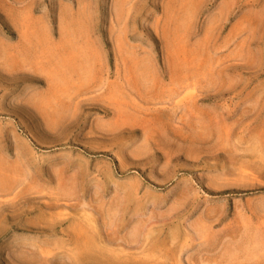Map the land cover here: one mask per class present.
Listing matches in <instances>:
<instances>
[{
  "label": "rangeland",
  "instance_id": "374dc122",
  "mask_svg": "<svg viewBox=\"0 0 264 264\" xmlns=\"http://www.w3.org/2000/svg\"><path fill=\"white\" fill-rule=\"evenodd\" d=\"M109 263L264 264V0H0V264Z\"/></svg>",
  "mask_w": 264,
  "mask_h": 264
},
{
  "label": "bare ground",
  "instance_id": "6f19581e",
  "mask_svg": "<svg viewBox=\"0 0 264 264\" xmlns=\"http://www.w3.org/2000/svg\"><path fill=\"white\" fill-rule=\"evenodd\" d=\"M92 248V247H91ZM90 249V248H89ZM89 256V255H88ZM112 262V261H111ZM107 263V262H106ZM110 264V263H109ZM111 264H113V263H111Z\"/></svg>",
  "mask_w": 264,
  "mask_h": 264
}]
</instances>
